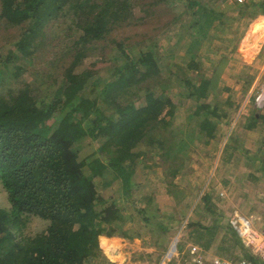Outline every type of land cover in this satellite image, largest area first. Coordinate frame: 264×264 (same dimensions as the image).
<instances>
[{"label":"trees","instance_id":"16d2710c","mask_svg":"<svg viewBox=\"0 0 264 264\" xmlns=\"http://www.w3.org/2000/svg\"><path fill=\"white\" fill-rule=\"evenodd\" d=\"M155 1L0 0V21L21 32L15 49L4 60L0 59V80L7 62L14 64L18 60V56L13 58L15 54L29 60L33 55L44 59L43 48L51 47L45 32L50 22L53 24L49 29L67 23V29L78 34L72 46H67V40L63 42L67 51L62 47L59 54L58 44H52L54 50L42 60L47 67L56 68L58 59L71 56L61 70V83L56 88L57 78L47 70L34 85L26 82L0 92V187L8 203L7 208L0 207V264H92L93 259H106L101 257L102 250L112 258L119 247L118 239L108 237L117 235L132 240L141 236L130 230L117 231L124 220L133 218L123 215L116 200L102 198L94 179L110 172L120 180L126 197L130 194L135 161L144 153L135 149L142 143L155 142L165 153L171 148V143L164 146L169 141L164 131L176 108V95L170 91L172 78L162 76L159 58L152 49L133 57L121 42L115 43L124 59L114 63L111 77L95 96H85L82 90L97 70L86 67L76 72L75 66L84 55L79 48L81 43L107 44L114 30L129 23L135 6L146 10L144 4ZM183 5L191 17L188 28L202 31V37L214 23L224 31L229 29L227 23L231 18L223 20L226 12L201 0H183ZM233 7L237 20L244 18L249 22L264 14V0H246ZM193 41L189 51L200 42ZM195 58L196 55L192 56L186 67L196 74L187 76L185 71L180 81L186 89L185 96L195 101V133L209 142L216 137L217 121L229 116L217 100L210 99L228 57L222 55L213 62L210 76L198 70ZM14 71L17 76L22 68L14 66ZM97 82L96 78L91 84L96 86ZM250 84L251 80L245 85ZM140 97L144 103L136 104ZM100 100L105 107L99 104ZM260 118L259 113H253L247 128H253V122ZM85 136L102 143L94 157L93 154L77 160L75 146ZM177 169L176 165L173 175ZM30 216L46 220V228L26 235L23 227ZM189 226L190 231L195 229L199 234L215 229L214 225L205 227L200 222H189Z\"/></svg>","mask_w":264,"mask_h":264},{"label":"rangeland","instance_id":"374dc122","mask_svg":"<svg viewBox=\"0 0 264 264\" xmlns=\"http://www.w3.org/2000/svg\"><path fill=\"white\" fill-rule=\"evenodd\" d=\"M201 1L217 11L226 12L223 20L231 18L227 23L229 29L224 31L214 23L202 37V31L188 28L191 17L183 0H156L154 4H144L146 10L135 6L129 23L114 30L107 44L79 45L84 55L75 71L86 67L97 70V75L82 90L83 95L98 94L103 83L111 77L114 63L124 59L115 42H121L133 57L152 49L159 58L162 76H171L170 91L176 95L175 113L164 131L169 140L164 146L171 143V148L165 153L155 142L153 145L142 143L135 149L144 153L135 161L130 194L123 195L120 180L113 178L110 172L94 179L102 198L116 200L123 215L133 218L124 220L117 231L130 230L141 236L129 240L114 235L120 245L113 257L101 249V257L106 259H93L92 264H210L214 256L249 255L231 224L234 215L246 216L258 230L264 228V106L254 105L259 86L264 84V17L259 14L249 22L244 18L237 20L233 0ZM52 24L53 21L45 29L51 47L45 46L43 53L40 52L44 59L54 50L52 44H58L60 54L62 47L67 51V46H72L78 38V34L67 29V23L49 29ZM20 35L17 27L5 26L0 21V59L4 60L9 51L15 49ZM194 39L200 42L189 51ZM66 40L69 42L63 46ZM194 55L198 70L206 76L214 70L213 62L222 55L228 57L221 68L215 95L210 99L217 100L229 116L217 121L216 137L209 142L195 133V118L192 117L195 101L185 96L186 89L180 81L185 71L187 76L196 74L186 67ZM15 56L18 60L13 59ZM34 56L30 61L28 57L15 54L12 58L15 63L7 62L8 66L2 69L0 92L21 87L26 82L34 85L37 77H44L42 74L47 70L57 78L55 88L61 83V70L71 56L58 59L57 69L47 67L44 59ZM14 66L22 68L17 76L13 75ZM181 66L183 68L179 69ZM96 78L98 82L94 86L91 81ZM249 80L251 84L245 85ZM142 103L140 97L136 104ZM99 104L105 107L101 100ZM256 112L262 118L248 129L251 116ZM100 143L99 139L85 136L75 146L77 160L93 154L94 157ZM100 157L104 160L103 155ZM176 165L177 173L173 175ZM0 207H8L1 187ZM189 222H200L205 227L214 225L215 229L209 234H199L195 229L190 231ZM47 224L46 220L30 216L23 230L26 235H34ZM173 245L175 248L170 254ZM198 257L201 263L196 261Z\"/></svg>","mask_w":264,"mask_h":264},{"label":"built area","instance_id":"2783aa9c","mask_svg":"<svg viewBox=\"0 0 264 264\" xmlns=\"http://www.w3.org/2000/svg\"><path fill=\"white\" fill-rule=\"evenodd\" d=\"M235 3L242 4L246 0H233ZM259 1V0H257ZM254 105L257 108L264 106V84L259 86L258 93L254 99ZM231 224L239 234L243 246L249 250L248 256H240L237 258H226L222 256H214L210 264H264V232L256 229L252 222L242 214H236L231 219ZM249 256L255 257L256 261ZM199 258V257H198ZM196 259L201 263V259Z\"/></svg>","mask_w":264,"mask_h":264},{"label":"crops","instance_id":"0c3cea01","mask_svg":"<svg viewBox=\"0 0 264 264\" xmlns=\"http://www.w3.org/2000/svg\"><path fill=\"white\" fill-rule=\"evenodd\" d=\"M259 17H264V15H259ZM253 22V21H252ZM254 58V57H253ZM256 83H257V81H256ZM255 85V84H254ZM254 99V98H253ZM260 229V231H262V232H264V228H259ZM101 236H104V235H100V237ZM105 237H107V236H105ZM108 238H116V237H108ZM174 251V248H173V246H171V248H170V251H169V253L171 254L172 252ZM250 253V252H249ZM223 257V256H222ZM226 258H230V257H226Z\"/></svg>","mask_w":264,"mask_h":264},{"label":"water","instance_id":"95a60500","mask_svg":"<svg viewBox=\"0 0 264 264\" xmlns=\"http://www.w3.org/2000/svg\"><path fill=\"white\" fill-rule=\"evenodd\" d=\"M174 246H175V245H174ZM174 246H173V247H174ZM174 248H175V247H174Z\"/></svg>","mask_w":264,"mask_h":264},{"label":"bare ground","instance_id":"6f19581e","mask_svg":"<svg viewBox=\"0 0 264 264\" xmlns=\"http://www.w3.org/2000/svg\"><path fill=\"white\" fill-rule=\"evenodd\" d=\"M174 246V245H173ZM174 248V247H173Z\"/></svg>","mask_w":264,"mask_h":264}]
</instances>
